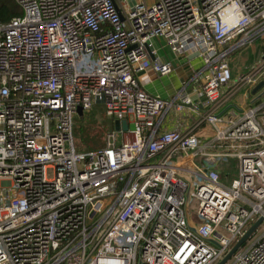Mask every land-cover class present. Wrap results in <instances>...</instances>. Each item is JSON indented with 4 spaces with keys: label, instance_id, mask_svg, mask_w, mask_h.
Returning a JSON list of instances; mask_svg holds the SVG:
<instances>
[{
    "label": "built area",
    "instance_id": "obj_1",
    "mask_svg": "<svg viewBox=\"0 0 264 264\" xmlns=\"http://www.w3.org/2000/svg\"><path fill=\"white\" fill-rule=\"evenodd\" d=\"M15 1L0 21V264H217L260 218L228 264H264V108H231L264 82V58L231 66L264 39V0ZM155 38L203 61L197 101L145 89L139 73L175 70ZM97 104L134 129L79 151L78 110ZM173 109L192 122L160 131Z\"/></svg>",
    "mask_w": 264,
    "mask_h": 264
},
{
    "label": "crops",
    "instance_id": "obj_2",
    "mask_svg": "<svg viewBox=\"0 0 264 264\" xmlns=\"http://www.w3.org/2000/svg\"><path fill=\"white\" fill-rule=\"evenodd\" d=\"M262 40H258L256 42H260ZM156 41H158L156 45H160L159 47L154 46ZM166 47L168 51L164 53L161 52V50L166 49ZM151 49L155 50L156 55L160 57L162 60L172 62L175 70L172 74L168 76H150L148 73L145 72L139 73L137 76L140 79V81L143 83L145 89L151 94L159 95L163 98L174 97L178 95L181 91H183L184 92L183 95L186 94L190 96L192 100L197 101L199 99L198 92L201 89L200 86L201 84L199 81H195L193 79L196 72L200 71L203 68V61L201 60V62L198 65H193L194 62L193 59L195 58L188 57L183 54L174 53L163 38L153 39V41L151 42ZM231 66H232V59H231ZM244 71L239 72L237 75L244 73ZM237 75L234 73V76ZM256 106H261L262 108H264L263 81L257 84L256 86L252 87L250 90L246 89L240 91L234 98L231 108L246 110L248 108L256 107ZM192 119L193 117L191 116V114L186 112H178L173 109L168 113H166L162 121H160L159 130L167 131V130L185 129V127L190 125ZM260 120L264 124V116H261ZM202 131L206 137H211L214 133L213 129L209 126H205L202 129ZM230 161L231 163H235L237 159H231ZM237 173H238V161H237V170L235 175L229 180L228 179L226 180L224 177L222 178V180L225 182V184H229L227 182L231 183L232 180L237 176ZM225 175L228 176L227 173H225Z\"/></svg>",
    "mask_w": 264,
    "mask_h": 264
},
{
    "label": "rangeland",
    "instance_id": "obj_3",
    "mask_svg": "<svg viewBox=\"0 0 264 264\" xmlns=\"http://www.w3.org/2000/svg\"><path fill=\"white\" fill-rule=\"evenodd\" d=\"M159 47L160 45H156ZM167 46V45H166ZM168 49L161 50V52H167ZM264 58V40L255 42L249 47H245L242 51L238 52L232 58V67L234 73L237 75L239 72H246L250 67L257 66L258 63ZM193 65H198L201 62L200 58L193 59ZM200 86L202 87L203 81L200 80ZM79 116V115H78ZM76 117L75 126V145L79 151H89L93 149H101L106 146L107 134L111 130V119L106 115L103 105L97 104L94 108L84 115V117ZM200 164V161L197 160ZM235 164V165H234ZM231 167V168H230ZM236 167V168H235ZM230 168V169H229ZM237 170V161L235 163L224 162L221 164L222 178L226 180L231 179ZM227 173L228 176L225 175ZM230 183V182H227ZM193 208L189 205V212ZM228 264V263H227Z\"/></svg>",
    "mask_w": 264,
    "mask_h": 264
},
{
    "label": "water",
    "instance_id": "obj_4",
    "mask_svg": "<svg viewBox=\"0 0 264 264\" xmlns=\"http://www.w3.org/2000/svg\"><path fill=\"white\" fill-rule=\"evenodd\" d=\"M78 114L80 117L84 116V112L82 109L78 110ZM114 128L117 131L120 130H128V129H134V125L129 124L126 120L124 121H115L114 122ZM263 222V218L258 219L244 234V236L233 246V248L228 252V254L220 260L217 264H227L228 261L232 258V256L240 250L247 242L248 240L255 234L261 223Z\"/></svg>",
    "mask_w": 264,
    "mask_h": 264
},
{
    "label": "trees",
    "instance_id": "obj_5",
    "mask_svg": "<svg viewBox=\"0 0 264 264\" xmlns=\"http://www.w3.org/2000/svg\"><path fill=\"white\" fill-rule=\"evenodd\" d=\"M22 13L23 11L21 6L15 0H0V21L3 24H8L14 17L20 16ZM86 114L87 113H85L84 115ZM111 122V130H113L114 122L112 120Z\"/></svg>",
    "mask_w": 264,
    "mask_h": 264
}]
</instances>
